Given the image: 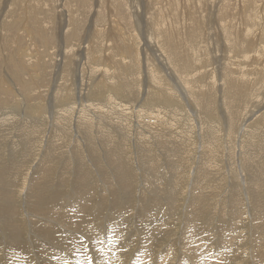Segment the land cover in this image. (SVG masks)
<instances>
[{"label":"rangeland","instance_id":"374dc122","mask_svg":"<svg viewBox=\"0 0 264 264\" xmlns=\"http://www.w3.org/2000/svg\"><path fill=\"white\" fill-rule=\"evenodd\" d=\"M5 2L0 264H264V0Z\"/></svg>","mask_w":264,"mask_h":264},{"label":"bare ground","instance_id":"6f19581e","mask_svg":"<svg viewBox=\"0 0 264 264\" xmlns=\"http://www.w3.org/2000/svg\"><path fill=\"white\" fill-rule=\"evenodd\" d=\"M7 1H8V0H6L5 5L7 4ZM13 1H14V0H13ZM96 1H97V0H96ZM138 1H139V0H138ZM186 1H187V0H186ZM202 1H203V0H202ZM206 1H207V0H206ZM130 2H132V1H130ZM145 2H146V1H145ZM249 2H250V1H249ZM12 3H13V2H12ZM188 3H190V2H188ZM25 4H26V3H25ZM97 4H98V3H97ZM136 4H137V3H136ZM210 4H211V3H210ZM235 4H236V3H235ZM5 5H4V6H5ZM132 5H133V4H132ZM188 5H189V4H188ZM238 5H239V4H238ZM252 5H253V4H252ZM141 6H142V5H141ZM204 6H205V5H204ZM196 7H197V6H196ZM210 7H211V6H210ZM212 7H213V5H212ZM133 8H134V7L132 6V9H133ZM207 8H208V7H207ZM252 8H253V7H252ZM141 9L143 10V8H141ZM145 9H146V8H145ZM145 9H144V10H145ZM198 9H199V8H198ZM201 9H202V7H201ZM218 9H219V8H218ZM4 10H5V9H4ZM135 10H136V9H134V11H135ZM157 10H158V9H157ZM205 10H206V9H205ZM215 10H216V9H215ZM64 11H65V10H64ZM148 11H149V10H148ZM196 11H197V10H196ZM200 11H201V10H200ZM203 11H204V9H203ZM256 11H257V10H256ZM198 12H199V11H198ZM208 12H209V11H208ZM216 12H217V11H216ZM254 12H255V11H254ZM59 13H60V12H59ZM146 13H147V12H146ZM148 13H149V12H148ZM218 13H219V12H218ZM223 13H224V11H223ZM20 14H21V13H20ZM139 14H140V13H139ZM149 14H150V13H149ZM163 14H165V13H163ZM201 14H202V13H201ZM60 15H61V14H60ZM155 15H156V14H155ZM216 15H217V14H216ZM216 15H215V16H216ZM219 15H221V14H219ZM164 16H165V15H164ZM20 17H21V16H20ZM57 17H58V16H57ZM156 17H157V16H156ZM156 17H155V20H157L156 23L158 24V25H157V28H160V27L162 26V23H163L164 17H160L159 19H156ZM201 17H202V16H201ZM222 17H223V16H222ZM225 17H226V16H225ZM231 17H232V16H231ZM65 18H66V17H65ZM166 18H167V17H166ZM228 18H230V17H228ZM63 19H64V18H63ZM63 19H62V20H63ZM147 19H148V18H147ZM188 19H189V18H188ZM202 19H203V18H202ZM204 19H206V18H204ZM204 19H203V20H204ZM213 19H214V18H213ZM225 19H226V18H225ZM230 19H231V18H230ZM232 19H233V18H232ZM238 19H239V17H238ZM241 19H242V18H240L239 20H241ZM136 20H137V19H136ZM199 20H200V19H199ZM243 20H244V19H243ZM64 21H65V20H64ZM91 21H92V20H91ZM191 21H192V20H191ZM22 22H23V21H22ZM197 22H198V21H197ZM239 22H240V21H239ZM56 23H57V19H56ZM58 23H59V21H58ZM146 23H147V22H146ZM200 23H201V22H200ZM210 23H211V22H210ZM210 23H209V24H210ZM215 23H216V22H215ZM217 23H218V21H217ZM62 24H63V21L60 23V25H57L58 27L56 28V33H57L56 37H57V40H59V42H62V38H61L62 36H61V35H62V33H63V30H64V28H63L64 26H62ZM150 24H151V21H150ZM153 24H154V22H152V25H153ZM194 24H195V23H194ZM196 24H197V23H196ZM243 24H246V25H247L248 23H244V22H243ZM197 25H198V24H197ZM197 25H196V26H197ZM218 25H219V24H218ZM147 26H148V25H147ZM225 26H226V25H223V26L221 25L220 27L223 29ZM150 27H151V25H150ZM173 27H174V26H173ZM191 27H192V26H191ZM218 27H219V26H218ZM89 28L91 29L90 24H89ZM117 28H118V27H117ZM211 28H212V27H211ZM211 28H209V29H211ZM147 29H148V28H147ZM149 29H150V28H149ZM201 29L203 30V28H201ZM201 29H200V30H201ZM205 29H206V28H204V30H205ZM234 29H236V28H234ZM237 29H239V28H237ZM240 29H241V28H240ZM110 30H111V29H110ZM118 30H119V29H118ZM154 30H155V29H154ZM174 30H175V28H174V29L172 28V30H169L168 32H170V35L167 36V37L172 38V36L174 37L175 34H176V36L179 35V33L176 32V31H174ZM191 30H192V29H191ZM217 30H218V29H217ZM224 30H225V29H223L222 31H224ZM250 30H251V29H250ZM106 31H107V30H106ZM186 31H187V30H186ZM188 31H189V29H188ZM188 31H187V32H188ZM222 31H220V33H221ZM225 31H226V30H225ZM149 32H150V31H149ZM173 32H174L175 34H174ZM204 32H205V31H204ZM210 32H211V31H210ZM215 32H216V31H215ZM242 32H243V31H242ZM109 33H110V31H109ZM115 33H116V32H115ZM115 33H114V34H115ZM146 33H147V32H146ZM150 33H151V32H150ZM157 33H159V32H156V33L153 34V35H154V39H156V40H158L157 37H156V34H157ZM192 33H193V32H192ZM200 33H201V32H200ZM208 33H209V32H208ZM218 33H219V31H218ZM228 33H229V32H228ZM230 33H232V32H230ZM230 33H229V34H230ZM233 33L235 34V32H233ZM236 33H237V32H236ZM92 34H95V29H91V31L89 32V34H88L84 39H86V38L88 39ZM97 34H98V33H97ZM167 34H168V33H167ZM182 34H183V33H182ZM189 34H190V33H189ZM189 34H188V35H189ZM203 34H204V33H203ZM206 34H207V32H206ZM226 34H227V33H226ZM17 35H18V34H17ZM84 35H85V34H84ZM146 35H147V34H146ZM188 35H187V37H188ZM209 35H210V34H209ZM220 35H222V34H220ZM227 35H228V34H227ZM230 35H231V34H230ZM232 35H233V34H232ZM237 35H238V34H237ZM237 35H236V37H237ZM52 36H53V35H52ZM105 36H106V39L109 37L107 34H105ZM144 36H145V35H144ZM147 36H148V35H147ZM191 36H193V35H191ZM213 36L215 37V34H213ZM152 37H153V36H152ZM179 37H180V36H179ZM208 37H209V36H208ZM208 37H207V38H208ZM230 37H231V36H230ZM234 37H235V36H234ZM236 37H235V38H236ZM239 37H240V36H239ZM239 37H238V38H239ZM145 38H146V37H145ZM197 38H198V37H197ZM204 38H205V37H204ZM151 39H152V38H151ZM159 39H160V38H159ZM186 39H187V38H186ZM193 39H195V38H193ZM215 39H217V37H216ZM218 39H222V38H218ZM239 39H240V38H239ZM241 39H242V38H241ZM90 40H91V39H90ZM146 40H147V39H146ZM168 40H169V39H168ZM174 40H175V39H174ZM183 40H184V39H183ZM198 40H199V39H198ZM222 40H223V39H222ZM230 40H232V39H230ZM247 40H248V39H247ZM191 41H193V40H191ZM205 41H206V39H205ZM208 41H209V39H208ZM239 41H240V40H239ZM245 41H246V40H245ZM248 41H249V40H248ZM59 42H58V43H59ZM81 42H82V41H81ZM83 42H84V41H83ZM144 42H147V41H144ZM180 42H181V40H180ZM188 42H189V41H188ZM201 42L203 43V41H201ZM214 42H215V41H214ZM237 42H238V41H237ZM242 42H243V41H242ZM62 43H63V42H62ZM156 43H157V42H156ZM156 43H155V44H156ZM202 43H201V44H202ZM209 43H210V42H209ZM215 43H216V42H215ZM240 43H241V42H240ZM243 43H244V42H243ZM260 43H261V41H260ZM158 44H160V42H158ZM166 44H167V43H166ZM182 44H183V42H182ZM194 44H195V42H194ZM194 44H193V46H195ZM224 44H225V43H224ZM230 44H231V43H230ZM245 44H246V43H244V45H245ZM247 44L249 45V43H247ZM175 45H176V44H175ZM185 45H186V44H185ZM189 45H190V44H189ZM197 45H198V44H197ZM199 45H200V44H199ZM204 45H206V44H204ZM211 45H212V44H211ZM85 46H87V45H85ZM85 46H84V47H85ZM88 46H89V45H88ZM97 46H98V45H97ZM135 46H136V45L128 46V47L125 48L124 50H122V51L120 50L119 53L121 54V56L124 55V54H126V55H134V58H136V59L138 60L137 52H136L135 49H134ZM173 46H174V45H173ZM183 46H184V45H183ZM186 46H188V45H186ZM212 46H213V45H212ZM212 46H211V48H213ZM234 46H235V45H234ZM234 46H232V47H234ZM254 46H255V45H254ZM94 47H96V46H93V45H92V48H94ZM191 47H192V46H191ZM195 47H197V46H195ZM195 47H194V48H195ZM205 47L208 48V47H210V46L207 45V46H205ZM81 48H82V47H81ZM92 48H91V49H92ZM136 48H137V47H136ZM194 48H193V49H194ZM197 48H198V47H197ZM197 48H196V49H197ZM202 48H203V47H201V49H202ZM214 48H215V47H214ZM218 48H219V47H218ZM222 48H223V47H222ZM226 48H227V47H226ZM251 48H252V47H251ZM255 48H256V46H255ZM54 49H55V48H54ZM65 49H66V48H65ZM100 49H101V48H100ZM174 49H175V48H174ZM205 49H206V48H205ZM205 49H204V50H205ZM219 49H220V48H219ZM236 49H237V48H236ZM245 49H246V48H245ZM249 49H250V48H249ZM51 50H53V49H51ZM66 50H67V49H66ZM80 50H81V49H80ZM85 50L87 51L88 49H85ZM89 50H90V49H89ZM89 50H88V51H89ZM157 50H158V49H157ZM166 50H167V49H166ZM180 50H182V48H181ZM185 50H187V49H183V51H185ZM197 50H198V49H197ZM199 50H200V49H199ZM202 50H203V49H202ZM209 50H210V48L208 49V51H209ZM214 50H215V49H214ZM238 50H239V49H238ZM67 51H68V50H67ZM86 51H84V52H86ZM93 51H94V50H93ZM142 51H143V50H142ZM178 51H179V49H178ZM208 51H207V52H208ZM212 51H213V50H212ZM212 51H211V52H212ZM226 51H227V50H226ZM235 51H237V50H235ZM253 51H254V50H253ZM78 52H79V51H78ZM91 52H92V51H91ZM144 52H145V51H144ZM174 52H175V53L177 52L176 49H175ZM227 52H228V51H227ZM227 52H226V53H227ZM230 52L233 53V51H230ZM239 52H240V51H239ZM244 52H245V50H244ZM50 53H51V52H50ZM50 53H49V54H50ZM62 53H63V51H62ZM87 53H88V52H87ZM102 53H103V52H102ZM140 53H141V52H140ZM146 53H147L146 55L150 56V55H149V51H148V52L146 51ZM161 53H162V52H161ZM179 53H180V52H179ZM184 53H185V52H184ZM203 53H204V51H203ZM215 53H216V51H215ZM215 53H214V54H215ZM221 53H222V52H221ZM232 53H231V55H234V54H232ZM245 53H246V52H245ZM72 54H73V53H72ZM83 54H84V53H83ZM120 54H119V55H120ZM238 54H239V53H238ZM65 55H66V54H65ZM65 55H64V56H65ZM91 55H92V54H91ZM93 55H94V53H93ZM101 55H102V54H101ZM103 55H104V54H103ZM103 55H102V56H103ZM182 55H183V53H182ZM182 55H181V56H182ZM218 55H219V54H218ZM64 56H63V57H64ZM69 56H70V55H69ZM78 56H79V54H78ZM78 56H77V57H78ZM169 56H170V55H169ZM173 56H174V55H173ZM184 56H186V55H184ZM190 56L192 57V55H190ZM193 56H194V55H193ZM201 56H204V57H201V58H203V60H204L203 62H206V58H205L206 56L203 55V54H201ZM209 56H210V55H209ZM222 56H223V54H222ZM139 57H140V56H139ZM143 57H144V56H143ZM150 57H151V56H150ZM174 57H175V56H174ZM194 57H195V56H194ZM220 57H221V55H220ZM65 58H66V56H65ZM79 58H80V56H79ZM92 58H93V57H92ZM92 58H91V59H92ZM121 58H122V57H121ZM161 58L163 59V57H161ZM182 58H183V56H182ZM207 58L209 59V57H207ZM225 58H226V57H225ZM63 59H64V58H63ZM76 59H77V58H76ZM95 59H96V58H95ZM102 59L104 60V58H102ZM139 59H140V58H139ZM143 59H144V58H143ZM149 59H150V58H149ZM177 59H178V58H177ZM179 59H180V58H179ZM185 59H186V58H185ZM212 59H213V58H212ZM222 59L224 60V56L222 57ZM228 59H230V58H228ZM146 60H147V57H146ZM151 60H152V59H151ZM215 60H216V59H215ZM218 60H219V59H218ZM220 60H221V59H220ZM225 60H226V59H225ZM236 60H237V59H236ZM77 61H78V59H77ZM118 61H119V60H118ZM139 61H140V60H139ZM139 61H138V62H139ZM153 61H155V60H153ZM178 61H179V60H178ZM184 61H185V60H184ZM188 61H189V60H188ZM209 61H210V60H209ZM213 61H214V60H213ZM216 61H217V60H216ZM226 61H227V60H226ZM252 61H253V60H252ZM61 62H62V61H61ZM102 62H103V61H102ZM146 62H148V61H146ZM150 62H151V61H150ZM160 62H161V61H160ZM189 62H190V64H191L192 61H189ZM193 62H194V61H193ZM203 62H202V63H203ZM253 62H254V61H253ZM57 63H58V62H57ZM74 63H75V62H74ZM80 63H81L82 69L85 70V68H86V75H87L88 71L90 70V69H89V66H91L92 64H90V62H89V58H88V56L86 55V53H85L84 63H82L81 60H80ZM153 63H154V62H153ZM185 63H186V65H187L188 62H185ZM195 63H196V62H195ZM200 63H201V62H200ZM200 63H198V64L200 65V67H201V69H202V66H204L205 63H203V64H200ZM213 63H214V62H213ZM65 64H66V63H65ZM93 64H94V63H93ZM146 64H147V67H148V66H149L148 63H146ZM149 64L151 65V63H149ZM166 64H167V63H166ZM188 64H189V63H188ZM198 64H196V65H198ZM239 64H240V63H239ZM239 64H238V65H239ZM244 64H245V63H244ZM76 65H77V64H76ZM101 65H102V64H101ZM101 65H100V66H101ZM122 65H123V68H124V69L122 68L123 71H125L126 69H128L127 66H126V64H125L123 61H122ZM160 65H161V64H160ZM186 65H185V68H186ZM199 65H198V66H199ZM206 65H207V64H206ZM206 65H205V66H206ZM222 65H223V63L221 64V66H222ZM263 65H264V64H263ZM61 66H63V65H61ZM61 66H60V67H61ZM100 66H98V67L100 68ZM112 66H113V65H112ZM139 66H140V64H138L137 68H139ZM152 66H153V64H152ZM164 66H165V65H164ZM190 66H192V65H190ZM214 66H215V65H214ZM216 66H217V65H216ZM216 66H215V67H216ZM241 66H242V65H241ZM178 67H179V66H178ZM192 67H193V66H192ZM218 67H219L218 69H220V66H218ZM229 67H230V66H229ZM236 67L239 68V67L237 66V64H236ZM75 68H76V67H75ZM99 68H96V69H99ZM153 68H154V66H153ZM157 68H158V66H157ZM182 68H183V67H182ZM232 68H233V67H232ZM258 68H259V67H258ZM79 69H80V68H79ZM91 69H92V68H91ZM150 69H151V68H150ZM163 69H165V68H163ZM169 69H170V68H169ZM201 69H200V70H201ZM204 69H205V68H204ZM263 69H264V67H263ZM263 69H262V70H263ZM101 70H102V69H101ZM101 70H100V71H101ZM104 70H105V68H104ZM109 70H110L109 68H108V70H105V71H104L105 74H106V73H109ZM157 70H158V69H157ZM189 70H190V69H189ZM205 70H207V69H205ZM231 70H232V69H231ZM237 70H239V69H237ZM242 70H243V67H242ZM260 70H261V69H259V71H260ZM96 71H98V70H96ZM110 71H111V70H110ZM113 71H114V70H113ZM113 71H112V72H113ZM120 71H121V70H120ZM137 71H138V70H137ZM153 71H154V69L152 70V72H153ZM179 71H180V69H179ZM184 71H185L184 74H186V70H184ZM193 71H194V74H196V73L198 74V72H197V67H196L195 70H193ZM202 71H203V70H202ZM226 71H228V70L226 69ZM233 71H234V70H233ZM233 71H232V72H233ZM68 72H69V71H68ZM155 72H157V71H155ZM180 72H181V71H180ZM191 72H192V71H191ZM199 72H200V71H199ZM217 72H218V71H217ZM219 72H220V71H219ZM232 72H231V73H232ZM235 72H236V71H235ZM241 72H243V71H241ZM161 73H163L162 75H164V72H161ZM166 73H167V72H166ZM187 73H188V71H187ZM206 73H207V72H206ZM237 73H238V72H237ZM237 73H236V75H237ZM263 73H264V72H262V74H263ZM66 74H67V73H66ZM115 74H116V70H115ZM153 74H154V73H153ZM169 74H170V73H169ZM177 74H179L180 76H182L181 73H177ZM258 74H259V72H258ZM101 75H102V80H100L99 84H104V86H105L106 88H108V86H109L110 84L107 85V83H106L105 81L108 82L109 79H108V80H105V77H107V76L103 77V76H104V73L101 74ZM109 75H110V74H109ZM138 75H139V73H138ZM154 75H155V74H154ZM179 75H178V76H179ZM186 75H187V74H186ZM192 75H193V74H192ZM243 75H244V77H246V75H248V71H245V70H244ZM259 75H260V74H259ZM259 75H258V76H259ZM110 76H111V75H110ZM112 76H113V75H112ZM115 76H116V75H115ZM149 76H150V75H149ZM174 76H175V75H174ZM187 76L189 77V74H188ZM200 76H201V75H200ZM238 76H239V73H238ZM248 76H249V75H248ZM248 76H247V77H248ZM260 76H261V75H260ZM62 77H63V76H62ZM65 77H66V76H65ZM65 77H64V78H65ZM98 77H99V76H98ZM125 77H126V76H125ZM152 77H153V76H152ZM163 77H165V76H162V79H163ZM249 77H250V76H249ZM60 78H61V77H60ZM84 78H85V76H84ZM108 78H109V77H108ZM137 78H138V76H137ZM160 78H161V77H160ZM211 78H213V77H211ZM225 78H226V77H225ZM85 79H86V78H85ZM121 79H122V78H121ZM193 79H194V78H193ZM233 79H234V78H233ZM241 79H242V78H241ZM246 79H248V78H246ZM117 80H119V79H117ZM122 80H123V79H122ZM124 80H125V78H124ZM134 80H136V79H134ZM152 80H153V79H152ZM167 80L169 81V83L172 82V81H176V80H174V79H167ZM195 80H196V79H195ZM244 80H245V79H244ZM89 81H90V80L87 79V81H86L85 84H88ZM178 81H179V80H178ZM176 82H177V81H176ZM245 82H246V81H245ZM77 83H78V81H77ZM80 83H81V82H80ZM247 83H248V82H247ZM250 83H251V82H250ZM78 84H79V83H78ZM138 84H139V83H138ZM154 85H155V84H154ZM190 85H191V84H190ZM192 85H193V84H192ZM145 86H146V85H145ZM176 86H177V85H176ZM76 87H77V88H84L83 85L76 86ZM179 87H180V86H179ZM56 88H57V87H56ZM157 89H158V88H157ZM262 89H263V88H262ZM87 92H88V91H87ZM82 93H83V92H82ZM230 95H231V94H230ZM109 99H110V98H109ZM260 102H261V101H260ZM87 104H88V103H87ZM91 104H92V103H91ZM87 107H88V108H93V107H91V106H86V108H87ZM119 107H121V106H119ZM79 108H80V107H79ZM86 108L84 107V109H86ZM109 108H110V109H109L107 112H105V113H109V112L112 111V109H113L112 106H109ZM125 108H126V107H125ZM119 110H121V108H119ZM124 110H125V109H124ZM78 111H79V109H77V112H78ZM141 111H142V110H141ZM61 112H62V111H61ZM63 112H65V111H63ZM77 112H76V114H77ZM93 112H94V111H93ZM115 113H116V112H115ZM147 113H148L149 116L151 115V114H150V113H151L150 111L147 112ZM73 114H74V113H73ZM225 114H226V113H225ZM104 115H105V114H104ZM230 115H232V114H230ZM121 116H122V115H121ZM45 117H46V116H45ZM115 117H116V116H115ZM123 117H124V116H123ZM225 117H226V116H225ZM228 117H229V116H228ZM231 117H232V116H231ZM231 117H230V118H231ZM241 117H242V116H241ZM56 118H59V119L62 118V115H61L60 112L57 113ZM107 118H108V117H107ZM230 118H229V119H230ZM121 119H122V118H121ZM159 119H160V117H159ZM231 119H232V118H231ZM234 119H235V118H234ZM110 120H111V119H110ZM100 121L103 123L104 121H106V119H104V118L102 117V115H100ZM152 121H153V120H152ZM102 123H101V124H102ZM147 123H148V122H147ZM241 123H242V122H241ZM239 124H240V123H239ZM159 125H160V124H159L158 122H156V121H154V122H152V123L150 124V126H154V127H153V132H154V133H157V134H158V131H157V130H158V126H159ZM235 125H236V124H235ZM62 126H63V125H62ZM244 126H245V125H244ZM147 128H148V126H147ZM159 128H160V127H159ZM74 130H75V129H74ZM145 130H146V129H145ZM160 131H163V130H160ZM149 132H150V131H149ZM206 132H207V131H206ZM240 132H241V131H240ZM159 133H160V132H159ZM162 133H163V132H162ZM82 135L87 136L89 139H91V138H93V137L95 136V134H92V133L87 134V132L83 133ZM162 136H163V135H162ZM77 137H80V136H77ZM255 137H256V136H255ZM163 138H166V137H163ZM210 140H211V138H210ZM203 145H204V146H203V147H204L203 150L205 149L206 146H209V144H207L206 142H205ZM244 145H245V144H244ZM165 146H166V145H165ZM246 146H247V145H246ZM201 147H202V146H201ZM237 148H238V147H237ZM240 149H241V148H240ZM199 150H200V149H199ZM106 152L109 153L110 151L107 150ZM246 152H247V151H246ZM199 153H200V152H199ZM249 153H250V152H249ZM249 161H250V160H249ZM136 166H137V168L139 169V166H138V165H136ZM235 181H236V180H235ZM135 185H136V186H137V185H138V186L141 185V180H140V179H135ZM67 199H68V197H67ZM34 208H35V206H34ZM35 209L37 210V207H36ZM13 213H14V212H13ZM9 218H10V217H9ZM24 219H25V218H24ZM10 224H11V223H10ZM7 226H8V225H7ZM9 228L11 229V226H10ZM9 228L7 227V229H9ZM13 229H14V227H13ZM11 231H12V232H10V233H12L13 236H14V234H17V233H14V230L11 229ZM17 232H18V231H17ZM30 234H31V233H30ZM30 236H31V235H30ZM7 240H8V239H7ZM64 242H65V241H64ZM64 246H65V245H64ZM61 250H62V249H61ZM78 250H79V249H78ZM59 251H60V250H59ZM68 251H69V250H68ZM68 251H67V252H68ZM6 252H7V251H6ZM105 252H106V251H105ZM10 253H11V252H10ZM73 253H74V252H73ZM75 253H76V252H75ZM103 253H104V252L99 253V254H103ZM106 253H107V252H106ZM40 255H41V254H40ZM43 255H44V254H43ZM79 255H80V254H79ZM94 255H95V254H94ZM45 256H46V255H45ZM51 256H52V255H51ZM73 256H74V254H73ZM77 256H78V255H77ZM77 256H76V257H77ZM107 256H108V254H107ZM9 257H10V256H9ZM46 257H47V256H46ZM54 257H55V256H54ZM63 257H65V255H64ZM68 257H69V256H68ZM74 257H75V256H74ZM95 257H96V256H95ZM103 257H104V256H103ZM109 257H110V256H109ZM35 258H36V257H35ZM52 258H53V257H52ZM85 258H86V257H85ZM99 258H100V257H99ZM99 258H98V259H99ZM106 258H108V257H106ZM6 259H7V258H6ZM6 259H5V260H6ZM36 259H37V258H36ZM72 259H73V258H72ZM81 259H82V258H81ZM100 259H101V258H100ZM100 259H99V261H101ZM109 259H110V258H109ZM45 260H46V259H45ZM52 260H53V259H52ZM55 260H56V259H55ZM68 260H69V259H68ZM48 261H49V260H48ZM65 261H66V259H65ZM75 261H76V260H75ZM37 262H38V260H37ZM58 262H59V261H58ZM83 262H84V261H83ZM102 262H103V260H102ZM102 262H101V264H102ZM59 263H60V262H59ZM73 263H75V262H73ZM76 263H77V262H76ZM109 263H110V261H109ZM8 264H9V263H8ZM44 264H46V261H45ZM62 264H63V263H62ZM77 264H79V263H77ZM82 264H84V263H82Z\"/></svg>","mask_w":264,"mask_h":264}]
</instances>
